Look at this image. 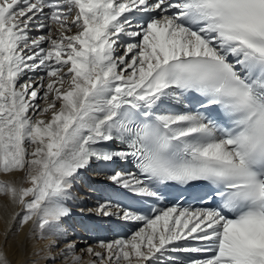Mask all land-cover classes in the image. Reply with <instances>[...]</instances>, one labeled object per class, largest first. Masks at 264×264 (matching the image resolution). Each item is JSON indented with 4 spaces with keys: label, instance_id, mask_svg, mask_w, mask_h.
Segmentation results:
<instances>
[{
    "label": "snow or ice",
    "instance_id": "obj_1",
    "mask_svg": "<svg viewBox=\"0 0 264 264\" xmlns=\"http://www.w3.org/2000/svg\"><path fill=\"white\" fill-rule=\"evenodd\" d=\"M116 161L139 196L210 186L216 207L101 205L142 226L89 247L100 264H264V0H0V172L31 185L0 193L21 226L57 228L82 170Z\"/></svg>",
    "mask_w": 264,
    "mask_h": 264
},
{
    "label": "bare ground",
    "instance_id": "obj_2",
    "mask_svg": "<svg viewBox=\"0 0 264 264\" xmlns=\"http://www.w3.org/2000/svg\"><path fill=\"white\" fill-rule=\"evenodd\" d=\"M52 32L53 38H55V26H53ZM125 167H128L127 164L93 163L88 169L82 170L76 180L72 189V195L65 202L66 207L70 210V214L63 218L62 222L68 223L69 217L75 215V217L81 218V221L86 225H90L88 227L87 236V238L89 237V241L86 240V243L94 240L98 242L96 245L100 247L102 242L109 243L121 238H130L134 231L142 226L140 222L125 221L116 216L105 217L97 214L96 211L99 206L105 204H111L113 206V211L118 210L116 207L117 205L123 208L119 204V196L121 193H125L128 196H138V194L134 193L131 189H126L110 179L115 172L127 174L124 169ZM19 172L21 171H13L10 173L0 172V182L18 188L17 186L19 184L17 180ZM131 173L134 172L131 171ZM25 183V186L30 185V183L27 182V178ZM87 203L92 205V207H88ZM86 206L88 209H86ZM23 214V207L13 201L10 193H0V258L4 259L5 264H34V261L38 260L36 255L39 253L40 249H42L43 245L45 246L44 250H46L47 247L53 243H60L56 236L52 238L51 243H49L48 240H39L40 237H44L43 234L45 231L36 227V218L31 220V222L29 221L30 224L27 223L21 226L20 221ZM65 228L66 227H62L61 230L64 231ZM78 230L79 229L74 227V230L71 229L70 234L68 232H60L59 234L63 237V241L64 238H66L69 242L72 241V243L76 245V242L79 240H72V238L74 237V231ZM61 243L63 244V242ZM64 246L68 247V244H64ZM57 248L58 247L55 246L54 250ZM88 248L89 247H87V249ZM84 252H86V249ZM96 252L100 251L96 250ZM57 253L56 255L58 257L60 256V259H63L61 264H64L67 260V264L72 262L71 258L67 259L66 255H62L65 253L63 250ZM180 255L187 259L188 257H193L195 254L182 253ZM54 256L55 254L43 255L44 259L47 260L55 258ZM94 257V255H89V259H94ZM84 264L87 263L85 262Z\"/></svg>",
    "mask_w": 264,
    "mask_h": 264
},
{
    "label": "rangeland",
    "instance_id": "obj_3",
    "mask_svg": "<svg viewBox=\"0 0 264 264\" xmlns=\"http://www.w3.org/2000/svg\"><path fill=\"white\" fill-rule=\"evenodd\" d=\"M19 177H20V180H19ZM26 178H27V176H26V172L25 171L19 172L17 183L20 186L18 185L17 186L18 188H20V187H28V186L30 187L31 186V185L25 186ZM87 206L88 207H92V205H90L89 203H87ZM87 206H86V209H88ZM69 218L70 219H69L68 223H65L64 221H63L64 222L63 223L61 221L59 223V226L57 228H55V229H52V230H48L47 228L44 229V231H45L44 234H43L44 237H40L39 240H48L49 243H51L52 238L56 236V237H58L57 239L60 241V243L63 242V244L62 243L60 244L59 242H57V244L53 243L52 244L53 246L50 245L49 247H47L46 250H44L45 246L43 245L42 249H40L39 253L36 255L38 260L34 261V264H61L63 259H60V256L59 257L57 256L58 255L57 252H60L61 250H63L65 252L67 247H65L64 244L72 243V241L69 242V240L66 239V238H64V241H63L62 240L63 237L59 233L60 232H63V233H67L68 232L70 234L71 229L74 230V227L79 229L78 231H74V237L72 238V240H74V239L79 240V241L76 242V245H75V248H76L75 255L82 257V260H81L80 264H84L85 262L87 264H100V262L96 259V257H94V259H91V258L89 259V255H92V254H89L87 252V247H91L94 250V252H96V250H98L100 252L104 251V249H102L101 247L96 245L98 243L97 241L93 240L92 242L86 243V240L89 241V237L87 238V236H88V227L90 225H86L83 221H81V218L79 219V217H77V216L75 217V215H73V216H71ZM34 219H35V217L32 220H34ZM30 222H31V220H30ZM30 222H28V223L30 224ZM62 227H66L64 231L61 230ZM55 246H57L58 248L54 250ZM85 249H86V252H84ZM56 253H57V255H56ZM44 254L45 255L46 254L47 255H49V254H53L54 255L55 254V256H54L55 258L54 259L52 258L50 260L44 259V257H43ZM66 258L67 259L71 258V256H66ZM71 261H72V259H71ZM93 261H94V263H93ZM67 262H68V260H67ZM67 262L65 261L64 264L65 263L67 264ZM68 264H72V262L71 263L69 262ZM105 264H107V262H105Z\"/></svg>",
    "mask_w": 264,
    "mask_h": 264
}]
</instances>
